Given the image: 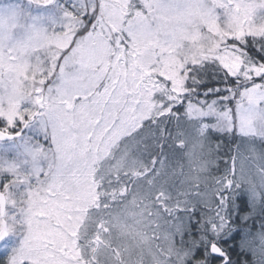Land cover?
<instances>
[{"label":"snow or ice","instance_id":"snow-or-ice-1","mask_svg":"<svg viewBox=\"0 0 264 264\" xmlns=\"http://www.w3.org/2000/svg\"><path fill=\"white\" fill-rule=\"evenodd\" d=\"M0 264H264V0H0Z\"/></svg>","mask_w":264,"mask_h":264},{"label":"trees","instance_id":"trees-1","mask_svg":"<svg viewBox=\"0 0 264 264\" xmlns=\"http://www.w3.org/2000/svg\"><path fill=\"white\" fill-rule=\"evenodd\" d=\"M210 76H211V72L209 73V77H210ZM209 86L216 87L217 84H216L215 81H210ZM219 86H220V87H223L222 84H220ZM204 90H205V89H201V95L198 97V99H205V97L203 96V92H204ZM207 99H208L209 102H210L212 99H215V97H214V96H209V97H207ZM238 242H239V237H236V243H238ZM229 243L231 244L232 241H229ZM236 251H238V249H236Z\"/></svg>","mask_w":264,"mask_h":264}]
</instances>
